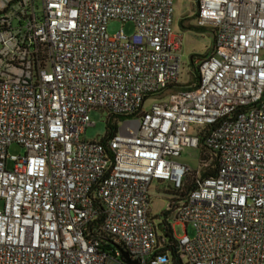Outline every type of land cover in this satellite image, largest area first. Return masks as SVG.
I'll use <instances>...</instances> for the list:
<instances>
[{
  "label": "built area",
  "instance_id": "obj_1",
  "mask_svg": "<svg viewBox=\"0 0 264 264\" xmlns=\"http://www.w3.org/2000/svg\"><path fill=\"white\" fill-rule=\"evenodd\" d=\"M196 2L214 43L177 87L174 0H0V264H264V0ZM96 110L117 126L104 143L82 138ZM210 126L217 175L168 202L173 259L150 188L181 186L175 158Z\"/></svg>",
  "mask_w": 264,
  "mask_h": 264
},
{
  "label": "rangeland",
  "instance_id": "obj_2",
  "mask_svg": "<svg viewBox=\"0 0 264 264\" xmlns=\"http://www.w3.org/2000/svg\"><path fill=\"white\" fill-rule=\"evenodd\" d=\"M196 14V0H174L173 31L183 36L182 47L179 52L182 67L178 80V83L182 86L190 85L196 79V65L192 64L191 58L195 57L197 59L206 56L214 43L213 32L210 29L198 26ZM119 31H123L126 35H131L133 33V25L129 23L122 24L117 21L109 23L107 27L109 35H115ZM168 99L169 96L148 98L143 106V110L148 111L153 104L167 101ZM90 121L93 125L87 127L82 138L86 141H98L104 138L108 133L107 113L98 110L92 111L90 113ZM24 153L25 150L17 145H11L7 150L9 158L23 156ZM175 159L178 163L189 166L194 172L197 171L199 173L202 168L199 149L185 148L180 156ZM8 167H11L10 159L8 160ZM172 187H174V184L160 181H154L151 185L150 217L156 226H159L164 219L162 213L167 210L168 201L172 197L170 192ZM169 223L177 238L185 234L183 226L174 224L172 217L169 218ZM187 234L190 237L194 236V229L191 226L187 227Z\"/></svg>",
  "mask_w": 264,
  "mask_h": 264
},
{
  "label": "trees",
  "instance_id": "obj_3",
  "mask_svg": "<svg viewBox=\"0 0 264 264\" xmlns=\"http://www.w3.org/2000/svg\"><path fill=\"white\" fill-rule=\"evenodd\" d=\"M192 64H195V57L191 58ZM196 70V81L190 83V85L195 84L198 80L197 74H198V68L195 67ZM190 85H185L182 86L180 84L177 85V87H187ZM212 126L207 127L205 130L200 135V141H199V146L198 149L200 150L201 153V165L202 168L200 172L198 173L197 171H191L188 172L182 179L181 186L179 188L172 187L170 192L172 194L171 199L175 200H185L188 195L197 187V181L198 180H204L207 178H212L217 175V167H218V158L217 156L212 153L209 148L206 146L205 142V135L208 133V130H210ZM117 129L116 124H113L112 126H108V133L102 139V143L106 142V140L112 136ZM170 199V200H171ZM169 200V201H170ZM168 201V202H169ZM98 208L99 211L102 213L104 212V208L102 207L101 204L98 203ZM148 216L150 217V208L148 211ZM163 216V221L160 224L161 231L163 232L166 241L163 242L162 239H159V245H158V250L160 253H168L173 259L178 258V246L176 242L174 241V233L171 224L169 223V218H170V212L169 211H164L162 213Z\"/></svg>",
  "mask_w": 264,
  "mask_h": 264
},
{
  "label": "water",
  "instance_id": "obj_4",
  "mask_svg": "<svg viewBox=\"0 0 264 264\" xmlns=\"http://www.w3.org/2000/svg\"><path fill=\"white\" fill-rule=\"evenodd\" d=\"M120 251H121V256H122L123 261H124L125 264H136L135 261H132L130 259L129 255L126 252H124L122 250H120Z\"/></svg>",
  "mask_w": 264,
  "mask_h": 264
}]
</instances>
